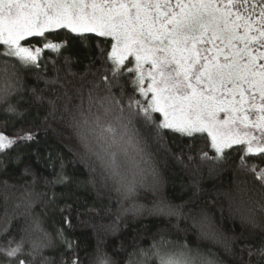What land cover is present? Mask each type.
<instances>
[{"label":"snow or ice","instance_id":"1","mask_svg":"<svg viewBox=\"0 0 264 264\" xmlns=\"http://www.w3.org/2000/svg\"><path fill=\"white\" fill-rule=\"evenodd\" d=\"M63 33L92 51L91 63L100 69L90 66L74 95L65 90L52 99L44 95L49 86L53 92L64 86L58 75H42L49 64L45 53L63 56L69 41L53 39ZM64 64L77 75L69 57ZM89 73L94 79H87ZM26 74L44 81L43 89L30 91L69 130L72 162L88 169L89 180L69 176L58 154L47 161L52 178L43 184L49 191L36 190L30 165L23 168L30 185L9 182V166L23 162L21 148L37 141L32 129L5 130L14 123L10 118L25 116ZM168 137L186 139L190 149L203 142L188 206L165 196L153 161L149 141L163 146ZM234 157L235 188L217 193L224 197L215 201L218 207L198 202L202 166L216 174ZM72 184L91 185L97 198L101 189L118 193L115 220H80L71 204L59 207L53 189ZM140 190L156 197L152 207L136 202ZM38 205L42 213L35 211ZM49 211L61 214L52 231L45 226ZM129 213L174 218L173 227L185 236L169 238L163 231L151 237L150 247L133 237L110 254L103 237L115 235ZM223 219L238 220L246 233L229 235ZM74 220L97 233L88 264H264V0H0V264H84L70 235Z\"/></svg>","mask_w":264,"mask_h":264},{"label":"trees","instance_id":"2","mask_svg":"<svg viewBox=\"0 0 264 264\" xmlns=\"http://www.w3.org/2000/svg\"><path fill=\"white\" fill-rule=\"evenodd\" d=\"M56 40L67 39L69 41V47L63 51V56H57L55 53H45L49 59L48 68L42 73L47 79L56 78L57 75L60 78L61 84L64 87L60 88L56 86L59 91L45 92L44 95L54 99L56 95L62 94L65 90L68 91L69 95H74L76 88L80 87L81 81L80 76L88 71L89 67L93 72L100 69V63L97 62L92 64L93 52L85 48H82L76 41L68 34L63 33L53 37ZM64 57L71 59V70L76 72V76L69 74L68 66L64 64ZM58 61V63H53ZM59 69V72H57ZM88 80L94 79L91 73L87 76ZM71 81V83H69ZM85 85V92L87 87ZM36 87L37 91L45 87L44 81H38L35 75H25V91L23 93L24 100L21 102L22 109L25 111L23 118H10L14 120V123L10 122L8 127L5 129L6 132L11 133L14 129L19 130L20 128L32 129L37 134V141L35 143L28 142L26 146L21 148V151L25 153L23 155V162L19 166L10 165L9 170L12 171L13 176L9 181L14 184H24L25 186L30 185L32 182L31 176H23V168L25 165H30L32 170L36 173L39 183L36 186L37 191H49L43 184V178L48 177L51 179L52 169L47 166L49 155L53 159L57 155H62L66 164V172L69 176L77 177L81 180H89L92 178L88 169L81 163H73L75 159L73 154L69 152L67 147V133L65 125L58 119H53L48 116L50 110L47 103L43 105L36 102L35 97L32 95L30 89ZM78 102V101H75ZM62 103V102H60ZM59 116V113L57 114ZM45 119L47 123H45ZM50 125V127H48ZM64 131L65 137L57 135L58 132ZM144 133V129H141ZM149 143L152 144L153 161L155 166L159 169L161 175L164 178V194L165 196L175 204H185L188 206L189 198L192 197L193 192L191 184L194 180L192 170L195 166L200 165L199 150L203 147L202 141H197L193 148L186 147L187 140L180 139L177 137H168L164 145L155 144L151 140ZM35 153H39L40 161L37 162ZM191 154L194 159L188 160V156ZM210 154H212L210 152ZM15 155V153H13ZM183 161V163H181ZM238 163L237 160L230 162L227 165H221L220 169L216 174H209V165L204 164L202 170L199 173L200 185L202 191L198 195V202H209L210 206L215 205L216 200H224L223 196H217L218 192L228 191L235 188V181L237 176L234 172V168ZM190 165V167H185ZM56 170H59V161L56 160ZM22 177V179H21ZM243 178V177H242ZM97 188H100V178L96 176ZM26 182V183H25ZM111 185V181H109ZM53 191L57 194L56 203L59 207H64L65 204H71L73 207V215L78 210L80 214V220L92 219L94 222H99L101 218L105 223H111L115 220V213L120 208L118 202L119 196L114 190L101 189L102 196L97 198L96 189L91 185L87 187H76L75 184L69 186L57 185ZM156 197L148 191L140 190V195L136 198V202L152 207L153 201ZM125 206L130 207L131 204L125 201ZM218 207V205H215ZM226 208V203H225ZM89 209H95L94 212H89ZM111 209V211H109ZM36 212H41L42 209L38 205L35 209ZM219 216V213H216ZM61 214L57 212L49 211L48 216L45 217V226L49 231L53 230L54 223L60 221ZM76 228L70 233L71 237L75 240L77 245V252L79 253L84 264H88L89 259L95 252L97 245V233L93 228L88 227L84 224L74 220ZM176 220L173 218L169 222L168 218L165 217H154L148 215H141L135 217L132 214L124 216L118 221L119 231L115 235H107L103 237L105 240L106 250L112 254L113 250L120 248L121 242L124 244H130L133 237L138 238V242L143 247L151 246V237L158 236L159 233L167 231L170 233L169 238H184L185 234L180 232L173 227ZM224 230L229 234L239 235L241 232L246 233L245 226L241 225L238 220L233 221L232 219H223L220 221ZM184 226V222L181 221V227ZM188 238L195 241L196 237L189 232ZM139 237H143L142 240ZM213 251H218L221 258L226 262L230 261V258L223 253L222 250L213 247Z\"/></svg>","mask_w":264,"mask_h":264}]
</instances>
